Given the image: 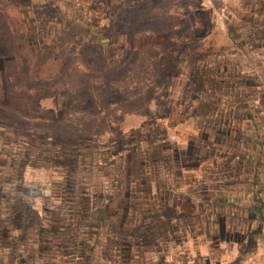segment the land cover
Wrapping results in <instances>:
<instances>
[{
	"label": "rangeland",
	"instance_id": "1",
	"mask_svg": "<svg viewBox=\"0 0 264 264\" xmlns=\"http://www.w3.org/2000/svg\"><path fill=\"white\" fill-rule=\"evenodd\" d=\"M263 20L264 0H0V214L117 234L133 204L200 201L248 135Z\"/></svg>",
	"mask_w": 264,
	"mask_h": 264
},
{
	"label": "crops",
	"instance_id": "2",
	"mask_svg": "<svg viewBox=\"0 0 264 264\" xmlns=\"http://www.w3.org/2000/svg\"><path fill=\"white\" fill-rule=\"evenodd\" d=\"M261 29L264 36V20ZM248 66L262 86L251 90L259 98L246 107L248 135L240 137L239 157L221 155L214 170L219 181L201 192L200 201L188 196L186 211L172 201L166 218L151 208L153 202L133 204V226L119 218L117 234L102 233V227L62 232L60 219L50 218L54 227H46L6 204L0 264H264V53L250 57Z\"/></svg>",
	"mask_w": 264,
	"mask_h": 264
},
{
	"label": "trees",
	"instance_id": "3",
	"mask_svg": "<svg viewBox=\"0 0 264 264\" xmlns=\"http://www.w3.org/2000/svg\"><path fill=\"white\" fill-rule=\"evenodd\" d=\"M197 197H199L200 198V195H197ZM203 198V197H202Z\"/></svg>",
	"mask_w": 264,
	"mask_h": 264
}]
</instances>
